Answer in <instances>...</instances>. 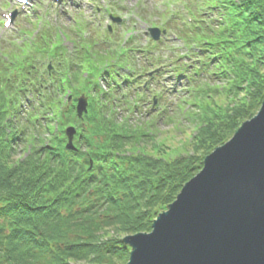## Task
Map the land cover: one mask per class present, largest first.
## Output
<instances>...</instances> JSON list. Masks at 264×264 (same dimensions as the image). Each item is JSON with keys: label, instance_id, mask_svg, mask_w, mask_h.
Here are the masks:
<instances>
[{"label": "trees", "instance_id": "1", "mask_svg": "<svg viewBox=\"0 0 264 264\" xmlns=\"http://www.w3.org/2000/svg\"><path fill=\"white\" fill-rule=\"evenodd\" d=\"M190 6L198 18L214 6L215 18L179 31L191 61L173 58V68L184 76L187 96L158 94V113L146 110L148 97H138L140 80L132 76L154 71L152 65L165 69L164 53L138 66L130 53L118 56L87 40L80 69L39 74L20 47L0 45L7 55L0 58V264H127L131 249L123 238L151 232L204 159L257 114L264 100V0ZM164 49L161 41L149 52ZM121 60L132 75L120 87ZM67 94L89 98L82 120L74 104L64 103ZM181 113L193 125L192 152L166 159L155 130ZM69 126L77 128L75 152L65 149Z\"/></svg>", "mask_w": 264, "mask_h": 264}, {"label": "water", "instance_id": "2", "mask_svg": "<svg viewBox=\"0 0 264 264\" xmlns=\"http://www.w3.org/2000/svg\"><path fill=\"white\" fill-rule=\"evenodd\" d=\"M86 107L81 98L79 116ZM67 134L72 140L73 129ZM123 243L131 249L127 264H264V100L204 159L151 232Z\"/></svg>", "mask_w": 264, "mask_h": 264}, {"label": "rangeland", "instance_id": "3", "mask_svg": "<svg viewBox=\"0 0 264 264\" xmlns=\"http://www.w3.org/2000/svg\"><path fill=\"white\" fill-rule=\"evenodd\" d=\"M6 1L9 2L10 7H7V8L3 7V3H5ZM56 1L57 0H37V2H39V3L40 2L45 3V4L47 2L53 3L52 5H57L58 6V10H61L64 13L71 12V10L73 9V4H76V2H78V3L82 2L84 4V6H86V4L90 2L89 0H68L67 2H63L62 4L60 3L58 5L56 3ZM103 1H106L112 7V11L114 10V7L117 9V11L114 12L115 16L129 17L128 15L132 14L131 18H134L135 11L137 10L139 12L140 6L141 5H145V7L141 9L143 11L142 14H145L146 17L148 15H150L149 16V20H151L152 18L155 19V18L158 17V16H156L154 14V12H153L154 10L153 9H154V7L156 8L157 4L159 3V0H122V1H125L126 4H128V7H127L128 9H127L126 12H124V10H122V11L120 10V8H119L120 5L118 3V2H120V0H112V2H109V0H98V2L100 4L93 3L94 4V8H91V9L86 8L85 11L90 14V13H93L95 11V8L100 7L101 8V10H100L101 12L100 13L102 15L101 16L102 19L103 20H105V19L109 20V17L107 16V13L105 12ZM161 1H162V3L159 6H162L165 3L164 0H161ZM3 3H0V11H1L2 8L5 9V10L8 9L7 11H9V10H14L15 9L14 7H18L15 0H4ZM57 6H53L54 11H52L51 14L56 12V7ZM35 7H36L35 4H33V7H28L23 13L19 14V16H18V18L16 20V27L19 28V26H20L22 28V24H21L22 22L21 21L24 20L25 21L24 25L27 28H31V26H32L31 23L34 20L32 18H30V17H25L24 18L23 15L24 14L28 15V13H30V16H35L34 13H33L35 11ZM146 7H147V9H146ZM149 9H152V10L149 11ZM85 11L83 13H86ZM62 18L65 19V20L64 19L62 20V23H63V22L66 21L67 17L65 15H63ZM59 22H60V19H59ZM125 24H124V26L122 28L126 29L128 27L129 23H127L126 25ZM110 25H111V27L114 26V24H112V23H110ZM120 25H122V24L120 23ZM137 33H138V36L144 37V39H142V49H144V47H148V41H147L148 38L143 36L144 34L147 33V28H146L145 25H143L140 22H138ZM10 37H11L10 33H6L5 28L3 27V24L1 22L0 23V42H3V41L7 42ZM125 38H127V37H125ZM43 66L44 67L47 66V63L44 64ZM67 95H65V97H64V103L65 104L68 103L67 102ZM152 98H153L152 94L150 93L149 94L150 103H152ZM147 104H149V102ZM87 105L89 107V105H90L89 102H87ZM173 107L174 106H172V109H173ZM183 114L184 113H181L180 116H177V117H176L177 114L174 115L175 123L174 122L170 123L169 121L158 122V128H156L157 130H155V136L156 137L154 138L155 139L154 141L159 140L163 144L166 145L165 148H164L165 152L163 153V155H161L162 157H164L166 159H169V158L173 159V158H176V157H183V156H185V155H187V154L192 152V148L189 145V141L194 136L193 125L190 123V120H187V116H184ZM67 129H68V127L64 128V133H65V131ZM73 129L75 130V133H76L77 132L76 126L73 127ZM77 137L78 136H77V133H76V135L74 137V140H76ZM149 145H151V144H149ZM150 152L152 153L153 151H150ZM130 252H131V250H130Z\"/></svg>", "mask_w": 264, "mask_h": 264}, {"label": "snow or ice", "instance_id": "4", "mask_svg": "<svg viewBox=\"0 0 264 264\" xmlns=\"http://www.w3.org/2000/svg\"><path fill=\"white\" fill-rule=\"evenodd\" d=\"M3 2H4V0H0V3H3ZM7 7H10V5L5 4V8H7ZM13 19H14V17L6 19V22L4 23L3 26H4L5 28L10 27V25H11Z\"/></svg>", "mask_w": 264, "mask_h": 264}]
</instances>
